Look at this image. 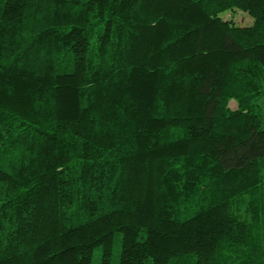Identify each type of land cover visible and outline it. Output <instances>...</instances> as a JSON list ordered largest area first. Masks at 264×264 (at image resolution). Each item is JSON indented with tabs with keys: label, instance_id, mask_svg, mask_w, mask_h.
Here are the masks:
<instances>
[{
	"label": "trees",
	"instance_id": "16d2710c",
	"mask_svg": "<svg viewBox=\"0 0 264 264\" xmlns=\"http://www.w3.org/2000/svg\"><path fill=\"white\" fill-rule=\"evenodd\" d=\"M97 251L264 264V0H0V264Z\"/></svg>",
	"mask_w": 264,
	"mask_h": 264
},
{
	"label": "rangeland",
	"instance_id": "374dc122",
	"mask_svg": "<svg viewBox=\"0 0 264 264\" xmlns=\"http://www.w3.org/2000/svg\"><path fill=\"white\" fill-rule=\"evenodd\" d=\"M224 18L228 20H232L235 24L241 25V26H246L250 25L251 23L254 22V20L246 15L245 13L235 11V12H227L223 14ZM236 105L235 101H231V107H234ZM119 239L117 240V245H120L121 242V235L118 237ZM100 258V251H97V255L95 256L94 259V264H98Z\"/></svg>",
	"mask_w": 264,
	"mask_h": 264
}]
</instances>
